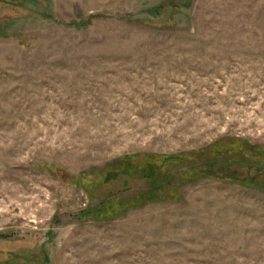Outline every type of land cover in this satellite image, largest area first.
I'll use <instances>...</instances> for the list:
<instances>
[{
  "label": "rangeland",
  "instance_id": "rangeland-1",
  "mask_svg": "<svg viewBox=\"0 0 264 264\" xmlns=\"http://www.w3.org/2000/svg\"><path fill=\"white\" fill-rule=\"evenodd\" d=\"M0 264H264V0H0Z\"/></svg>",
  "mask_w": 264,
  "mask_h": 264
}]
</instances>
